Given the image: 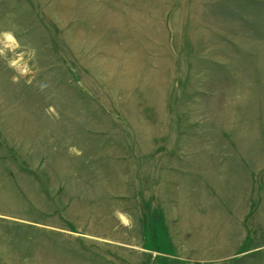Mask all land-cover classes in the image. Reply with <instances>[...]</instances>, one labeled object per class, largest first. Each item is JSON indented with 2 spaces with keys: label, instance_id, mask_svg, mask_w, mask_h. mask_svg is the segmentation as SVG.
<instances>
[{
  "label": "rangeland",
  "instance_id": "1",
  "mask_svg": "<svg viewBox=\"0 0 264 264\" xmlns=\"http://www.w3.org/2000/svg\"><path fill=\"white\" fill-rule=\"evenodd\" d=\"M0 264H264V0H0Z\"/></svg>",
  "mask_w": 264,
  "mask_h": 264
},
{
  "label": "clouds",
  "instance_id": "2",
  "mask_svg": "<svg viewBox=\"0 0 264 264\" xmlns=\"http://www.w3.org/2000/svg\"><path fill=\"white\" fill-rule=\"evenodd\" d=\"M4 35H5L8 39H12V36H11L10 33H5Z\"/></svg>",
  "mask_w": 264,
  "mask_h": 264
}]
</instances>
